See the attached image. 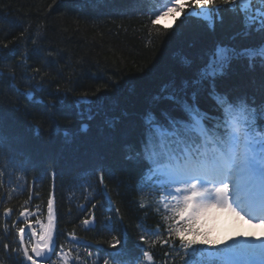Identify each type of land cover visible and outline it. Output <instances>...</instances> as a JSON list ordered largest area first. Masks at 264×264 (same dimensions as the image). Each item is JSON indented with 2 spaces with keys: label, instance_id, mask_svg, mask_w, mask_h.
I'll use <instances>...</instances> for the list:
<instances>
[{
  "label": "trees",
  "instance_id": "16d2710c",
  "mask_svg": "<svg viewBox=\"0 0 264 264\" xmlns=\"http://www.w3.org/2000/svg\"><path fill=\"white\" fill-rule=\"evenodd\" d=\"M135 3L136 0H0L1 150L9 152L11 148L19 164L29 168L24 173L27 183L23 194L4 193V180L11 173L9 167L14 166L8 164V158L0 157L3 264H19V260L23 264L20 255L5 250V243L13 238L7 234L9 219L1 220L5 206H15L19 199L24 205L37 201L46 212L51 203L49 195L53 194L55 230L62 241L75 231L93 245L106 246L99 230L102 216L115 221L116 216L110 208L105 210L103 194L90 203L96 213L95 226H85L82 221L90 215L77 210L84 193L80 186L95 167L104 170L106 185L109 172H114L109 192L120 211L127 246L137 252L136 223L143 220L153 227L159 219L151 204L141 209L132 202L138 163L127 157L132 156L130 146H136L145 135L141 117L150 110L160 117V110L170 109L171 105L157 102L154 97L162 95L165 87L171 92L173 82L178 86L181 79L190 77L193 69L208 61L217 45L239 51L259 48L264 43V32L258 30V21L264 18V3L260 1L244 5L237 0L234 12L223 13L222 22L213 14L214 30L190 18L177 22L168 35H162L164 27L133 13ZM244 17H253L256 22L245 27ZM157 27L161 34L155 31ZM181 57L193 61L192 69L182 65ZM261 63L259 57L253 67L243 57L233 59L225 74L216 79L218 91L232 96L249 93L260 103L264 92ZM22 81L34 99L42 102L26 99L18 87ZM84 93L91 99L90 104L77 103ZM209 104L206 94L201 93L200 107L207 109ZM172 115L182 116L178 112ZM257 119L262 118L257 115ZM82 122L87 123L86 131H81ZM166 252L171 249L157 243L154 257L166 259ZM167 257L171 264H185L189 256L180 250Z\"/></svg>",
  "mask_w": 264,
  "mask_h": 264
},
{
  "label": "snow or ice",
  "instance_id": "6c2138e0",
  "mask_svg": "<svg viewBox=\"0 0 264 264\" xmlns=\"http://www.w3.org/2000/svg\"><path fill=\"white\" fill-rule=\"evenodd\" d=\"M241 2L247 3V0ZM260 3H264V0H260ZM236 4L237 0H167L158 12L153 11L155 18L151 24L157 25L161 17H172V25L162 33L168 35L178 26L177 22L183 23L194 18L203 22L209 30H214L216 19L222 22L223 13L234 12ZM213 14H217L216 19ZM243 22L245 27H249L256 21L253 17H244ZM258 23V30L264 32V18ZM155 31L161 34L159 27ZM241 57L249 60L250 67L259 57L264 67V45L258 52L255 49L237 51L217 45L209 54L208 61L193 69L190 77L181 79L178 86L173 82L171 92L165 87L162 95L154 97L157 102L171 105L170 109H162L159 113L169 123L171 131L162 130L154 111L145 113L143 123L146 139L141 142L142 150L135 153V159L147 165L146 171L150 170L163 178L161 186L166 188L165 196L168 199H161L155 204V215L159 219L154 230L150 233L140 230L137 254H129L127 241L122 236L112 235L107 241L112 251L107 253L103 264H154V252L151 249L157 243L171 249L165 256L179 254L180 250L185 256L190 255V249L195 251L194 245L212 243L205 225L214 218L217 210L232 213L240 220H244L245 216L249 221L256 219L260 223L253 226L264 227V137L257 139L254 135L256 131L264 132V124L255 123L257 115L264 119V92L259 104L252 97L249 105L247 98L217 91L216 84L217 77L225 74L224 69L230 62ZM181 63L192 69L193 61L187 57H181ZM201 93H205L210 101L211 112L200 108ZM26 95L31 98V93ZM77 103L90 104L91 99L84 93ZM172 112L181 113L186 119L174 117ZM83 130H87L86 125ZM3 146L0 137V148ZM9 152L12 154L11 148ZM127 158L131 160L134 157L130 155ZM100 171V182L103 183L104 170ZM49 200L51 211L47 215V222L36 220L41 226L39 234L34 228L31 232L34 243L31 246L25 243L26 228L33 227L29 223V211L25 208L19 212L23 222H17L18 247L7 243L4 245L8 252H22L23 264H40L46 254H59L54 236L57 215L53 194L49 195ZM138 206L141 209L149 207L144 203ZM14 211L13 208L5 207L3 215L8 218ZM93 220L94 217L90 215L82 223L90 226ZM87 256L91 258L93 252ZM63 259L64 264H69L66 255ZM0 264L3 262L0 261ZM93 264L97 262L93 261ZM220 264H264V240L259 243L241 240L226 246Z\"/></svg>",
  "mask_w": 264,
  "mask_h": 264
},
{
  "label": "rangeland",
  "instance_id": "374dc122",
  "mask_svg": "<svg viewBox=\"0 0 264 264\" xmlns=\"http://www.w3.org/2000/svg\"><path fill=\"white\" fill-rule=\"evenodd\" d=\"M248 1V0H247ZM246 4V3H243ZM112 159V157H110ZM234 215V214H233ZM234 217H237L234 215ZM234 217H228L225 219V215L222 212H219V210H217V213L215 214L213 219H210L206 225H210L213 224L215 227H211L217 231L218 235L220 237H228L230 240H234L236 239L237 241H241V240H246L245 237L241 236L239 234V231H237L236 229H234L232 227V225L229 223L230 220L229 219H235ZM225 219V220H223ZM219 220H223L222 222H218ZM229 221V222H228Z\"/></svg>",
  "mask_w": 264,
  "mask_h": 264
},
{
  "label": "bare ground",
  "instance_id": "6f19581e",
  "mask_svg": "<svg viewBox=\"0 0 264 264\" xmlns=\"http://www.w3.org/2000/svg\"><path fill=\"white\" fill-rule=\"evenodd\" d=\"M254 97H255V96H254ZM256 97H257V96H256ZM244 98L251 99V94L246 93V96H244ZM263 238H264V234H263Z\"/></svg>",
  "mask_w": 264,
  "mask_h": 264
}]
</instances>
